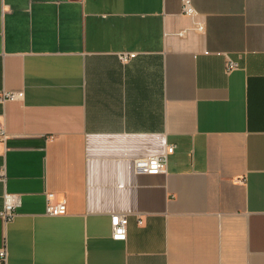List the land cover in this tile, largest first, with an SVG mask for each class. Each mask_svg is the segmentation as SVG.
<instances>
[{"label":"crops","instance_id":"0c3cea01","mask_svg":"<svg viewBox=\"0 0 264 264\" xmlns=\"http://www.w3.org/2000/svg\"><path fill=\"white\" fill-rule=\"evenodd\" d=\"M192 3L0 0V264H264V0Z\"/></svg>","mask_w":264,"mask_h":264},{"label":"built area","instance_id":"2783aa9c","mask_svg":"<svg viewBox=\"0 0 264 264\" xmlns=\"http://www.w3.org/2000/svg\"><path fill=\"white\" fill-rule=\"evenodd\" d=\"M181 12L195 19L199 12L193 6L192 0H181ZM196 29L199 31L204 30V26L202 23L195 21ZM182 34V33H181ZM131 56V53H121L120 58L123 61H127ZM236 63L233 61H229L227 65V69L231 70L236 67ZM18 96L13 93H3L0 96V102H4L5 100H14ZM6 139V132L0 124V140ZM174 151V146H169L165 153L157 156H150L147 158H139L134 162L135 170L137 172L147 173V174H159L164 172L167 167V156ZM5 176L4 172H0V181H4ZM53 198V194H47V210L46 213L49 215H62L67 211L66 204L64 202L59 204H51L50 200ZM21 205V198L18 194L5 192L3 195V209L0 211V216L6 220H11L15 215V210L17 207ZM111 228H112V238L114 240H125L127 236V225L128 219L126 215L123 214H113L111 216ZM6 258L5 249H0V261Z\"/></svg>","mask_w":264,"mask_h":264}]
</instances>
